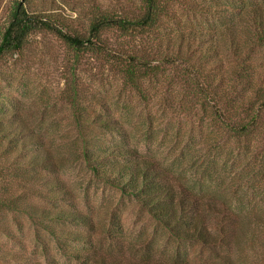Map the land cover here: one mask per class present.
I'll use <instances>...</instances> for the list:
<instances>
[{
	"label": "rangeland",
	"instance_id": "1",
	"mask_svg": "<svg viewBox=\"0 0 264 264\" xmlns=\"http://www.w3.org/2000/svg\"><path fill=\"white\" fill-rule=\"evenodd\" d=\"M12 1L0 0V35ZM161 1L166 11L151 31L136 36L103 33L111 48L158 65L141 79L140 92L126 83L115 61L93 52L77 58L52 30L32 33L22 50L2 56L0 199L23 197L31 188L25 195L38 209L55 202L89 214L95 229L78 230L90 232L94 243L72 246L97 255L103 264H134L145 258L158 264H220L221 256H230L236 264H264V112L249 135L236 136L223 122L229 117L250 120L243 106L250 99L258 103L256 96L264 88V47L250 61L252 85L241 89L243 79L236 75L241 67L228 40L231 23L248 26L251 7L264 8V0ZM25 3L31 13L81 36L89 35L100 13L132 18L143 7V0ZM177 51L191 55L202 83H214L213 100L202 98L187 67L164 61ZM80 112L89 132L99 137L86 146L91 154L100 152L98 144L126 140L154 156L171 172L177 190L179 184L191 185L211 202L207 224L218 234L223 221L225 230L233 232L231 245L177 240L134 196L98 178L84 154ZM105 116L119 122L124 133L88 122ZM45 159L52 168L44 167ZM31 162L37 167L29 166ZM34 176L59 179L64 188H44L30 182L38 180ZM55 223L77 229L71 223ZM41 227L28 215L0 205V264L82 263L65 255L56 238ZM13 250L26 261H7L6 254Z\"/></svg>",
	"mask_w": 264,
	"mask_h": 264
},
{
	"label": "trees",
	"instance_id": "2",
	"mask_svg": "<svg viewBox=\"0 0 264 264\" xmlns=\"http://www.w3.org/2000/svg\"><path fill=\"white\" fill-rule=\"evenodd\" d=\"M165 11L163 1L143 0L142 12L138 16L131 18L128 16H115L107 12L100 13L91 22L89 35L81 36L66 32L63 28L49 22V20H44L45 18L31 13L25 0H13L6 24L0 35V61L4 54L22 50L32 33L48 29L57 33L77 58L82 53L93 52L102 55L109 61H115L124 74L126 83L140 92L141 79L157 69L158 65L152 66L148 59L137 54L111 48L103 39V33L115 30L120 35L136 36L149 32L159 23L161 15ZM248 15H250L251 21L248 26L246 24L245 27L239 28L235 22H232L228 28V40L231 43L229 49L233 53V58H236V62L241 67V70L236 74L240 79H243L241 89L252 85L253 75L247 74L253 70L250 61L253 60L252 56L256 54V50L264 47V8L255 4L251 7V13ZM187 44L189 47L190 42H187ZM190 56V54L177 51L173 55L166 56L164 61L187 67L189 74L194 78L196 86L200 90L202 98L205 101H211L214 99L211 96L212 93H215L214 83L208 84V86L206 83H202L196 69L198 66L193 63ZM263 89H259V96H256L258 103L250 99L243 106V111L251 117L250 120H245L244 116V119L229 117L223 121L229 132L236 136L249 135L253 132L261 113L264 112V92H261ZM222 117L224 116L222 115ZM84 120L83 113L80 112L79 121L82 124L80 134L85 144L84 154L98 178L109 186L118 188L127 195L134 196L151 216L165 226L177 240L183 242L196 241L209 247L218 245L229 247L231 245V234L233 232L225 230L223 221H221L218 234L213 232L207 224V221L210 220L207 214L212 210L211 202L195 192L191 185L179 184L180 189L177 190V185L172 182L171 172L163 167L154 156L139 152L126 140L113 146L98 144L100 152L91 154L86 146L90 145L91 140L96 141L99 137L89 132V127L84 125ZM88 122L113 129L119 134L124 133L123 126L119 122L113 121L111 116L89 118ZM50 163L49 159H45L43 165L45 168H52L53 165ZM37 165V162L36 164L31 162L29 166L37 167ZM33 178H38V180L30 182H37L44 188H64H62V181L59 179L53 180L47 176H34ZM30 192L31 188L25 194ZM33 193H40V196L44 199H52L48 193L32 191L31 195ZM25 194L19 198L4 197L0 199V205L7 206L12 211L28 215L36 224L42 226L41 228H44L56 238L60 249L65 255L81 261V264H103L104 261L99 260L97 255H95L96 257L86 255L84 249L72 246V243L88 246L94 243L90 232L78 230L90 231L95 229V223L89 214L74 207V205L70 204L71 206L67 207L58 205L55 202H51V207L38 209ZM227 215L231 216V213L228 212ZM213 219L218 220L216 216ZM55 222L71 223L77 229L58 227ZM262 228L264 229V226ZM261 243L264 249V240ZM93 251L94 253L97 252L96 250ZM19 255L18 251L13 250L5 257H7V261L15 260L24 263L26 258L20 259L18 258ZM221 258L220 264H236L230 256L228 259L226 256H221ZM134 264L158 263L145 258L139 260V262H134Z\"/></svg>",
	"mask_w": 264,
	"mask_h": 264
}]
</instances>
